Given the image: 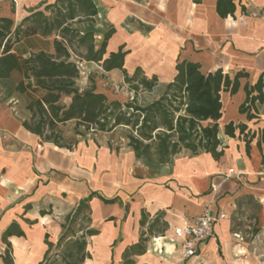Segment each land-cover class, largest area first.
<instances>
[{
  "label": "crops",
  "instance_id": "crops-1",
  "mask_svg": "<svg viewBox=\"0 0 264 264\" xmlns=\"http://www.w3.org/2000/svg\"><path fill=\"white\" fill-rule=\"evenodd\" d=\"M40 1L0 0V17L17 24ZM93 1L96 41L112 27L105 57L122 45L128 51L123 62L127 72L138 65L169 82L176 63L186 60L198 63L203 73L221 69L230 76L237 71L247 75L240 78L236 93H220L217 123L223 154L216 160L209 153L181 151L170 163L152 164L135 157L126 137L123 143L112 140L116 129L79 138L71 149L57 147L23 127L29 113L13 103L6 83L10 77L0 78V264L7 243L14 264H38L46 249L45 233L55 242L64 216L92 192L91 225L98 234L89 240L90 258L84 264H120L124 249L138 241L158 213L165 231L153 236L143 254L133 256V264H264V163L257 146L264 132V100L255 103L256 119L248 120L238 110L244 85L260 75L264 80V0H235L233 15L224 18L217 14L215 0ZM155 33L160 37L147 45L145 40ZM35 37L48 41V48L31 52L52 51L51 38L40 36L13 49ZM103 72L122 76L119 69ZM228 122L243 123L255 134L248 153L237 130L234 137L224 134ZM203 213L225 216L195 246V253L185 257L182 239L173 230ZM13 223L17 228L11 230L23 235L3 240ZM91 243L102 252L94 256Z\"/></svg>",
  "mask_w": 264,
  "mask_h": 264
},
{
  "label": "trees",
  "instance_id": "trees-1",
  "mask_svg": "<svg viewBox=\"0 0 264 264\" xmlns=\"http://www.w3.org/2000/svg\"><path fill=\"white\" fill-rule=\"evenodd\" d=\"M215 10L223 18L233 15L235 0H215ZM96 17L93 0H42L27 8L26 15L17 24L10 18L0 17V78H9L13 72L21 76L15 90L26 95L25 108L29 112L23 127L43 142L65 149H71L83 133L110 132L122 127L127 131V145L135 157L149 163H170L181 151L191 156L205 152L218 160L224 148L218 137L217 121L222 114L220 93H236L240 78L247 75L237 71L230 76L221 69L203 73L198 63L182 60L176 63L172 80L161 84L158 96L147 104H140L138 94L159 86L158 77H147L140 67L129 74L123 68L128 51L122 45L105 57L107 40L114 29L104 31L97 43L93 28ZM32 36L51 38L52 51L39 50L25 57L13 51L14 45ZM81 61L95 62L104 71L119 69L124 84L132 92L131 99L124 103L110 99L96 90L91 77L89 86L81 90L78 85V62ZM263 89L262 75L252 85H244L245 98L238 110L248 120L258 118L255 103L264 100ZM68 122H73V135L65 137L60 125ZM236 130L243 135L248 153L255 134H250L243 123L224 125V134L229 137H234ZM257 146L264 163V132ZM94 195L92 192L80 199L64 216L55 242L45 233L46 249L38 264H84L90 258L89 240L98 234L91 225L89 206ZM161 216L158 213L146 230L141 231L138 241L124 249L120 264H133V256L146 251L148 237L163 234L166 224ZM140 224L145 225L144 217ZM12 226L17 228L13 223L3 233V240L11 234L23 235L19 229L13 232ZM1 258L3 264H14L8 243Z\"/></svg>",
  "mask_w": 264,
  "mask_h": 264
},
{
  "label": "rangeland",
  "instance_id": "rangeland-1",
  "mask_svg": "<svg viewBox=\"0 0 264 264\" xmlns=\"http://www.w3.org/2000/svg\"><path fill=\"white\" fill-rule=\"evenodd\" d=\"M160 37V35L158 34H149V37H147L146 44L147 45H152V40L153 39H158ZM48 41H44L40 38H32V39H28L25 40L24 42H22L21 44L15 46V48L13 49L14 52L18 53V54H22L25 56H28V54L32 51V50H37V49H47L48 48ZM157 51H155V49H153V53L155 55H157L156 53ZM163 56V55H160ZM82 62V61H81ZM80 68V78L78 80V85L79 88L81 90L86 89L89 86V78L91 77L93 79V82L95 84V88L97 91L99 92H103L105 93L110 99H117L121 102H125L129 99H131L132 96V92L128 91L127 89V85L124 84L122 76H116V75H108L105 74L103 72V70L100 68V66L98 64H79L78 65ZM138 66L135 65L132 69H129L128 72L129 74L132 73L133 69ZM144 72V74L147 77H150L151 74L145 70H142ZM158 77V81H159V86H157L156 88H154L152 91L150 92H141L138 94V102L140 104H147L148 102H150L151 100H153L155 98V96H157V94L159 93V91L161 90V84L163 82L167 81V77L163 78L160 76ZM21 79V76L19 73L17 72H13L10 75V78L8 79L7 83V91L11 94V96H13L14 100L13 103L17 106V109H19V111L23 112V109L25 108L28 99L26 97L25 94H21L18 93L15 90V86L17 84V82ZM64 101H68L67 99H64ZM26 109V108H25ZM29 113V112H28ZM61 127V131L63 133V135H65V137H70L73 135V122H68L64 125H60ZM126 129L119 127L116 128L115 132H113L111 134V138L112 140H114L115 142L118 143H123L126 136ZM94 134L96 133H83V135L80 137L81 138H88V137H93ZM79 139V138H78ZM153 236H149L148 237V241L146 242V249L149 246V242L152 240ZM170 242V240H167ZM91 253L95 256V254L97 253H101L102 250L101 249H96L93 247V244L91 243ZM92 255V256H93ZM97 258V256H96ZM86 264H102L100 263H95L94 261L90 260L88 262H86ZM115 264V263H112Z\"/></svg>",
  "mask_w": 264,
  "mask_h": 264
},
{
  "label": "built area",
  "instance_id": "built-area-1",
  "mask_svg": "<svg viewBox=\"0 0 264 264\" xmlns=\"http://www.w3.org/2000/svg\"><path fill=\"white\" fill-rule=\"evenodd\" d=\"M224 216L223 213L216 216L203 213L191 221L175 227L173 233L176 237L182 239L183 255L185 257L192 256L195 253V246L211 236L214 223L224 218Z\"/></svg>",
  "mask_w": 264,
  "mask_h": 264
}]
</instances>
